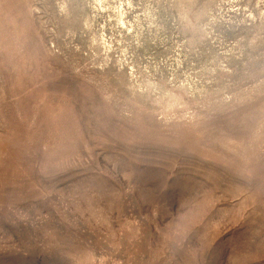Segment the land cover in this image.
<instances>
[{"label": "rangeland", "instance_id": "rangeland-1", "mask_svg": "<svg viewBox=\"0 0 264 264\" xmlns=\"http://www.w3.org/2000/svg\"><path fill=\"white\" fill-rule=\"evenodd\" d=\"M0 264H264V0H0Z\"/></svg>", "mask_w": 264, "mask_h": 264}]
</instances>
